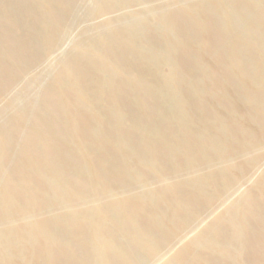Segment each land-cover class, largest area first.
I'll list each match as a JSON object with an SVG mask.
<instances>
[{
    "label": "rangeland",
    "instance_id": "1",
    "mask_svg": "<svg viewBox=\"0 0 264 264\" xmlns=\"http://www.w3.org/2000/svg\"><path fill=\"white\" fill-rule=\"evenodd\" d=\"M38 249L264 264V0H0V264Z\"/></svg>",
    "mask_w": 264,
    "mask_h": 264
},
{
    "label": "bare ground",
    "instance_id": "2",
    "mask_svg": "<svg viewBox=\"0 0 264 264\" xmlns=\"http://www.w3.org/2000/svg\"><path fill=\"white\" fill-rule=\"evenodd\" d=\"M79 104V103H78ZM75 111V110H74ZM78 112V111H77ZM76 113V112H75ZM76 124V123H75ZM23 181V183L24 182H26V179H23L22 180ZM12 184L11 185H7V186H4V191H3V194H2V199H5L6 201H10L12 198H11V196H10V190H12L11 189V187H18L17 186V182H11ZM23 191V190H22ZM25 191H26V189H25ZM24 192V191H23ZM37 196V195H36ZM16 200V199H15ZM124 203V202H123ZM138 204V203H137ZM45 205V204H44ZM153 205V204H152ZM135 206V205H134ZM137 206V205H136ZM142 206V205H141ZM146 207V206H145ZM141 208V207H140ZM144 208V207H143ZM20 212V214H23L24 212H25V210H23V209H20L19 210ZM138 211V210H137ZM18 213H16V215H17ZM20 214H18V215H20ZM1 215H3L4 217H6V218H13V215H12V213H10V212H7V211H3L2 210V214ZM92 217H90V219H88L89 221H91L92 219H91ZM131 220V219H130ZM44 224H42V223H32L31 224V227H32V238H33V234H34V236H36V237H40L39 239H37L36 237H34V239H36V240H38V241H41L42 243H43V245H41L39 248H43L46 244H50V245H54V246H57L58 245V242L55 240V238H54V236L52 235V231L51 230H49V228L48 227H46V226H43ZM99 231V230H98ZM99 234V233H98ZM19 241H21L22 243H24V244H26V246H28L29 244H30V242H31V238L29 237V236H26V235H20V236H18V238H17V242H19ZM16 242V243H17ZM198 242V239L197 238H194L192 241H190V245H189V248H191V247H193L194 245H196V243ZM16 243H14L13 245H15ZM141 243V242H140ZM37 254H38V256L40 257V256H44V258H46V259H48L50 262H51V264H54V263H56L59 259H57L56 257H53L52 256V254L50 253V252H45L44 254H43V251H42V249H38L37 251ZM156 253H158L157 252V250H153L152 252H151V254H156ZM43 254V255H42ZM41 258V257H40ZM61 264H64V261L63 262H60ZM166 264H171V261H169L168 263H166Z\"/></svg>",
    "mask_w": 264,
    "mask_h": 264
}]
</instances>
